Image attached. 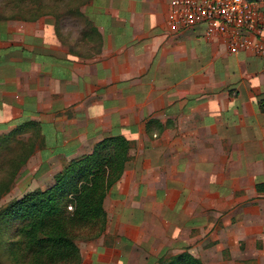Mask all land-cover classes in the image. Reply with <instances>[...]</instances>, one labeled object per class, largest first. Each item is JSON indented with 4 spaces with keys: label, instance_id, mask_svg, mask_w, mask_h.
<instances>
[{
    "label": "crops",
    "instance_id": "crops-1",
    "mask_svg": "<svg viewBox=\"0 0 264 264\" xmlns=\"http://www.w3.org/2000/svg\"><path fill=\"white\" fill-rule=\"evenodd\" d=\"M172 1L0 20V140L34 150L30 192L106 140L128 144L81 264H264V59L203 24L170 31Z\"/></svg>",
    "mask_w": 264,
    "mask_h": 264
},
{
    "label": "trees",
    "instance_id": "trees-1",
    "mask_svg": "<svg viewBox=\"0 0 264 264\" xmlns=\"http://www.w3.org/2000/svg\"><path fill=\"white\" fill-rule=\"evenodd\" d=\"M7 140L9 145L6 149L20 144ZM127 155L128 144L125 141L106 140L92 155L67 165L55 176L52 186L29 193L23 200L10 205L1 218L19 222L18 231L26 247L47 264L72 261L80 264V253L72 237L77 229L86 226H100L99 234L103 231L106 194L121 179ZM165 264L203 263L184 253Z\"/></svg>",
    "mask_w": 264,
    "mask_h": 264
},
{
    "label": "rangeland",
    "instance_id": "rangeland-1",
    "mask_svg": "<svg viewBox=\"0 0 264 264\" xmlns=\"http://www.w3.org/2000/svg\"><path fill=\"white\" fill-rule=\"evenodd\" d=\"M82 2L83 0H0V19L29 21L42 18L45 15H53L57 19H66V17L73 19L84 7ZM7 141L0 140V264H47L44 259L35 257V254L26 247V243L23 242L18 231L20 223L1 218L5 209L13 203L23 200L25 195L32 193L29 190L35 189L34 182H29L23 175L27 167L28 156L34 150L28 149L26 142L16 144L13 149H6V146L9 145L6 144ZM109 192L110 190L106 197ZM68 209L73 210L71 206ZM104 211L106 220L100 234V226H93L95 228L86 226L77 229L72 237L80 253V264L82 262L80 243L95 242L102 238L107 230L108 214L105 206ZM61 264H76V262Z\"/></svg>",
    "mask_w": 264,
    "mask_h": 264
},
{
    "label": "built area",
    "instance_id": "built-area-1",
    "mask_svg": "<svg viewBox=\"0 0 264 264\" xmlns=\"http://www.w3.org/2000/svg\"><path fill=\"white\" fill-rule=\"evenodd\" d=\"M168 23L172 32L203 24L206 38L224 40L232 54L264 59V0H173Z\"/></svg>",
    "mask_w": 264,
    "mask_h": 264
}]
</instances>
